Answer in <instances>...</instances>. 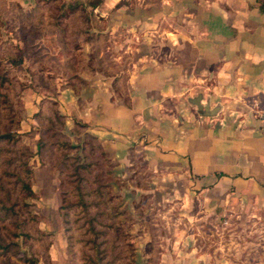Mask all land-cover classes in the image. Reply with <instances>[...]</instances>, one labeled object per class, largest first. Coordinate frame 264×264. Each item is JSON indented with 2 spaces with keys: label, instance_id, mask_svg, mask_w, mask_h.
<instances>
[{
  "label": "rangeland",
  "instance_id": "obj_1",
  "mask_svg": "<svg viewBox=\"0 0 264 264\" xmlns=\"http://www.w3.org/2000/svg\"><path fill=\"white\" fill-rule=\"evenodd\" d=\"M146 2L152 3V10L159 9L153 0ZM143 3L0 0V63L12 86L15 112V124L10 127L29 152L33 197L26 203L37 216L35 227L44 235L41 241L33 236L26 244L18 242V251L27 257L34 254L36 264H105L113 255L127 256L130 248L129 255L134 256L129 264H134L137 255L146 256L144 263L150 264L160 252L158 241L163 234L170 236L181 227L190 233L196 250L207 256L208 264H264V202L261 211L254 209L247 214L219 211L209 216L181 215L180 207L186 201L172 198L167 193L168 183L150 177L140 159H135L130 174L120 177L123 171L114 169L108 157H102L96 149L89 150L87 144V167L81 174L88 193L85 202L91 204L87 211L75 204L73 160H63V152L49 145L55 137L46 130L45 116L56 110L63 116L64 125L72 127L75 120H66L61 113L58 95L65 89L77 95L98 81L125 100L127 70L146 46L140 37L132 36L125 21L129 15L142 14ZM8 56H20L21 62L9 65ZM0 113V118L2 114L4 117L2 108ZM64 125L56 124L54 129L61 128L72 145H82L85 136L77 133L83 130H68ZM30 131L33 134L27 135ZM39 137L44 145L38 152ZM86 141L94 143L88 138ZM67 152L72 156L74 150ZM64 193L70 194L62 201ZM66 207L67 224L62 215ZM92 215L94 219L89 220ZM16 220L21 221V216ZM94 232L97 234L92 237Z\"/></svg>",
  "mask_w": 264,
  "mask_h": 264
},
{
  "label": "crops",
  "instance_id": "obj_2",
  "mask_svg": "<svg viewBox=\"0 0 264 264\" xmlns=\"http://www.w3.org/2000/svg\"><path fill=\"white\" fill-rule=\"evenodd\" d=\"M142 1V14L125 21L146 43L127 70L125 100L98 81L78 96L62 91L61 113L86 125L120 177L140 159L150 177L168 183L172 198L186 201L181 215L261 211L264 123L250 110L253 103L264 107L258 2L153 0L159 9L152 10ZM195 97L200 108L191 103ZM163 235L150 264H208L185 229ZM146 258L137 255L133 263Z\"/></svg>",
  "mask_w": 264,
  "mask_h": 264
},
{
  "label": "trees",
  "instance_id": "obj_3",
  "mask_svg": "<svg viewBox=\"0 0 264 264\" xmlns=\"http://www.w3.org/2000/svg\"><path fill=\"white\" fill-rule=\"evenodd\" d=\"M256 1L258 2L259 10L264 13V0ZM6 60L7 64L15 65L21 62V57L19 56L15 59L8 56ZM3 67L4 65H1L0 63V108L5 111L4 117L2 114V118H0V264H36L37 258L34 254L27 257L24 254L22 255L17 248L18 242L26 244V240L29 238L31 239V237L33 238V236H35V240L41 241L44 238V235L37 227H35L38 223L37 216L30 211L29 203H26V199L33 197V192L30 186L32 172L28 168L27 163L29 152L19 143V140L10 127L15 124V112L12 110V96H10L12 86L10 81L6 78L7 71H5L6 69ZM53 105L55 104L53 103ZM45 119L48 122L46 130L52 131L50 136L55 137L53 141L49 142V145L56 146L63 152V160H67L69 157L73 160L72 172L74 178L71 179V182H73L72 190L76 197L75 204L81 209H84L83 211H87L89 203L85 202V197L88 196V193L84 190L85 182L84 177L81 174V170H85L87 167L85 155L87 144L89 150L96 149L102 157L107 156L103 151L99 140L94 135L87 133L86 125L83 123L73 121L72 127L69 128L64 125L62 120L63 116L56 110H52L50 115L45 116ZM56 124L58 127H63L64 125L68 130L74 127L82 129V133H77L85 136L82 145H72L60 131L61 128L54 129V125ZM32 134L31 131L27 133V135ZM87 138L94 143H88L86 141ZM43 145L44 141L39 137L36 143L38 152ZM70 150H74L72 156L68 155V152L66 153V151ZM69 194L70 193H68L67 196H69ZM67 196L64 193L62 195V201L67 199ZM68 209L66 207L65 212L62 214L64 216L63 221L66 224ZM17 216H21L22 220L17 221ZM88 219H94L93 215ZM89 226V230H92L93 226L91 224H89ZM96 234L97 233L94 232V236L92 237H95ZM120 251L122 252L123 250L120 249ZM131 253L132 251L129 248L127 256L124 254L118 256L113 255L111 260L106 261L105 264H115V262L117 264L119 259L118 264H129V258H133L134 256L129 255Z\"/></svg>",
  "mask_w": 264,
  "mask_h": 264
},
{
  "label": "built area",
  "instance_id": "obj_4",
  "mask_svg": "<svg viewBox=\"0 0 264 264\" xmlns=\"http://www.w3.org/2000/svg\"><path fill=\"white\" fill-rule=\"evenodd\" d=\"M250 110H252L253 115L264 123V107L259 108L256 104H252L250 107Z\"/></svg>",
  "mask_w": 264,
  "mask_h": 264
},
{
  "label": "water",
  "instance_id": "obj_5",
  "mask_svg": "<svg viewBox=\"0 0 264 264\" xmlns=\"http://www.w3.org/2000/svg\"><path fill=\"white\" fill-rule=\"evenodd\" d=\"M191 103L195 104L198 108H200V103H199V97H195ZM211 111H206L205 114L210 115Z\"/></svg>",
  "mask_w": 264,
  "mask_h": 264
}]
</instances>
